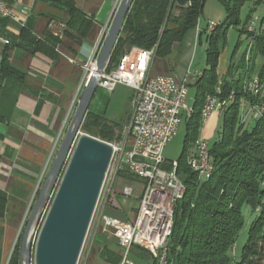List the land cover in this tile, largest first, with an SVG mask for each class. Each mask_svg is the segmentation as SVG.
<instances>
[{"label": "trees", "instance_id": "obj_1", "mask_svg": "<svg viewBox=\"0 0 264 264\" xmlns=\"http://www.w3.org/2000/svg\"><path fill=\"white\" fill-rule=\"evenodd\" d=\"M206 1L190 0L182 8L176 5V0H135L106 73L114 69L129 44L132 49L155 48L160 58L170 55L173 46L183 42L186 35L198 27ZM219 1L226 10L227 20L205 38L209 46L207 68L194 86L193 112L183 122L187 134L177 161V175L185 186V193L175 206L167 264H264V115L248 127L241 121L244 103L260 107L264 102L261 95L250 94L247 90L248 84L256 78L264 87V30L253 34L246 28L240 30L242 35L255 36L252 59L247 62L244 55L237 64L233 62L234 54L227 76L221 78L219 62L227 46L228 32L232 26L241 25L240 13L247 0ZM54 3L69 14V25L82 18L72 1L56 0ZM82 24L91 25L85 20ZM47 43L55 47L59 39L40 40L27 30L21 33L20 46L33 54L42 51L54 56V50ZM259 59L262 64L255 75ZM2 74L23 79V73L11 67L7 58ZM209 96L225 105L220 111L222 132L210 149L214 172L209 179L201 181L187 162L195 154V151L191 154V149L195 150L200 139L203 110ZM120 128L119 123L91 108L82 132L111 142L119 138L117 130ZM164 168L169 170V164ZM246 209L253 215L251 222L244 215ZM245 230L247 240L238 256L239 239ZM20 243L21 237L9 264H20Z\"/></svg>", "mask_w": 264, "mask_h": 264}, {"label": "crops", "instance_id": "obj_2", "mask_svg": "<svg viewBox=\"0 0 264 264\" xmlns=\"http://www.w3.org/2000/svg\"><path fill=\"white\" fill-rule=\"evenodd\" d=\"M7 1L15 17L0 19V37L10 41L7 46L0 41V264H9L12 258L86 83L87 67L94 61L121 0H70L82 15L71 25L69 14L54 3L56 0ZM83 20L91 25H83ZM226 20L223 4L207 0L198 27L176 43L170 55L153 59L151 77L171 76L194 87L207 68L197 71L194 66L199 48L208 45V27ZM23 30L40 40L58 38L55 47L47 43L54 56L42 51L33 54L20 46ZM228 57V51L220 57V75L226 74ZM6 58L23 73L22 80L2 74ZM128 89L130 100L132 90ZM95 98L91 108L100 112L104 99L102 95ZM220 121V113H212L202 139L209 140ZM120 195L123 192L114 188L113 195L100 199L79 264L120 263L123 249L101 223V216L122 221L135 217L136 209L130 203L125 209V198L118 202ZM135 253L131 257L136 263H148L147 257Z\"/></svg>", "mask_w": 264, "mask_h": 264}, {"label": "built area", "instance_id": "obj_3", "mask_svg": "<svg viewBox=\"0 0 264 264\" xmlns=\"http://www.w3.org/2000/svg\"><path fill=\"white\" fill-rule=\"evenodd\" d=\"M14 17V9L8 1L0 0V19ZM215 26L211 24L208 31L212 32ZM0 41L6 46L10 44L9 40L1 37ZM155 57V48L151 50L134 48L130 53L123 54L114 69L109 73L105 72L101 79L105 90L114 91L118 85H124L132 90L129 123L121 143L110 144L113 155L100 195V198L103 193H106V196L113 195L115 181L124 166H127L129 172L139 180L137 186L140 190L126 186L123 191L125 196L137 198L139 201L132 220L122 221L101 216L103 228L112 232L117 244L123 249L119 264H138L131 257L135 252L147 257V264H158L159 256L164 251L158 78L150 75V67ZM87 69L90 71V66ZM165 83L169 143L184 120L191 116L193 107L188 103V87L185 83L171 76H166ZM249 89L257 95L262 91L256 79L249 85ZM224 105V102L209 96L203 110L204 123L212 113L220 112ZM255 110L257 118L264 115V105L256 107ZM187 163L201 181L212 176L214 165L207 140L202 138L197 140L195 154L190 156ZM168 164L173 230L175 206L183 198L185 186L177 175V161H169Z\"/></svg>", "mask_w": 264, "mask_h": 264}, {"label": "water", "instance_id": "obj_4", "mask_svg": "<svg viewBox=\"0 0 264 264\" xmlns=\"http://www.w3.org/2000/svg\"><path fill=\"white\" fill-rule=\"evenodd\" d=\"M190 0H176L186 7ZM135 0H121L21 236L20 264H78L113 155L82 126ZM125 47L123 54L130 53Z\"/></svg>", "mask_w": 264, "mask_h": 264}, {"label": "rangeland", "instance_id": "obj_5", "mask_svg": "<svg viewBox=\"0 0 264 264\" xmlns=\"http://www.w3.org/2000/svg\"><path fill=\"white\" fill-rule=\"evenodd\" d=\"M240 14H241V17H240L241 25H239L238 27L232 26L229 29L228 36H227V46L223 52V53H226L228 51V53H229L228 60H229L230 64H231V61L233 59L234 54H236V55H235V60L233 62H235L237 64H239L241 62L244 55H245V59L247 62H249L252 59L251 55H252V49H253L254 42H255V36H250V35H246V34L242 35L240 33V30L246 28L251 34L256 33V32L260 33L261 31L264 30V0H247L245 5L242 8ZM261 28H262V30H261ZM210 33L211 32L208 31V34H210ZM104 38H105V36H104ZM103 40H102L100 46L98 47V49L96 51L94 61L89 65L90 69L92 67V64L95 63V60L97 58V55L99 53V50H100L101 45L103 43ZM208 47H209L208 45L207 46L205 45L202 48L201 47L199 48V52L197 54L195 66H194L195 70L203 71V69L206 68ZM257 64H258V66H256L257 69L255 72V75H257V73L261 67L260 64H262L260 59L258 60ZM229 65H228V67H229ZM228 67H227L226 74L220 75L221 78L224 76H227ZM88 73H89V71H88ZM254 78H256V76H254ZM256 80H258V79L256 78ZM252 82H254V81H252ZM252 82H250L248 85H251ZM258 82H259V80H258ZM259 86L261 87L262 91H260V94H258V95H261V97L264 98V87L262 88L261 84H259ZM247 90L250 92V94L257 96V94H254V92L249 89V86L247 87ZM100 95H102V97L104 99L102 106L99 110L100 113H103L108 120L117 122L121 126V128L119 130H117V136H119L118 139H115L111 142H108V141H104V142H106L108 144H115V145L120 144L121 141L123 140V136H124L126 127L128 126L130 113H131V99L129 100L130 90L128 88H126L124 85H118L117 88L115 89V91H108L102 87V84L100 82V87L97 91L96 96L100 97ZM195 96H196L195 87H188V103L189 104H191V105L193 104ZM262 104L264 105V102ZM75 108H76V106H75ZM75 108H74V111H75ZM255 108H256V106H251L248 103L243 104V113H242V120L241 121L246 127L250 126L251 124H254L255 120L257 119V116H256L257 113H256ZM73 114H74V112H73ZM73 114H72V116H73ZM72 116H71V118H72ZM206 122L204 123V126L201 128L200 135H202V133H203ZM221 132H222V122L220 121L218 127L213 131V134L211 135L209 140H207L210 149L213 148L215 142L218 141ZM83 134H85V133H83ZM186 134H187L186 126L184 125V123H182L177 134L175 136H173L174 138L167 144V146L163 150L164 151L163 157L166 160L178 161V159L180 158V156L183 152V149H184ZM85 135H87V134H85ZM94 138L103 141L102 139H100L98 137H94ZM200 138H202V137L200 136ZM191 150H192L191 154H193L195 151L194 148ZM121 174L126 175V176H122ZM110 175H111V173H110ZM110 183H111V179H110ZM138 183H139V180L129 172L127 166L126 167L124 166L123 170H121L118 174V178L115 181L114 188H118L122 192L124 191V188L126 186L136 187L137 190H140V187L137 186ZM108 185H109V182H108ZM105 194L106 193H103L101 198L103 196H105ZM124 198L126 199V205L124 206L125 209L130 205L136 209L137 204L139 203L137 198L127 197L123 194V196L120 195L118 197V202L122 203ZM129 203H130V205H129ZM244 215H246V218L248 219L249 222L252 221L251 216H253V215L251 214V211L249 209L245 210ZM95 216H96V214H95ZM246 240H247V231L245 230L239 239L238 250H237L238 256L241 255L242 247L245 245Z\"/></svg>", "mask_w": 264, "mask_h": 264}, {"label": "bare ground", "instance_id": "obj_6", "mask_svg": "<svg viewBox=\"0 0 264 264\" xmlns=\"http://www.w3.org/2000/svg\"><path fill=\"white\" fill-rule=\"evenodd\" d=\"M94 63L92 64V67ZM91 67V68H92ZM91 70V69H90ZM166 77H158V104H159V131H160V158H161V185H162V212H163V238L164 251L159 256L158 264H167V245L172 231L171 223V196H170V170L164 168L168 164L163 157L164 149L168 144V116H167V89Z\"/></svg>", "mask_w": 264, "mask_h": 264}]
</instances>
